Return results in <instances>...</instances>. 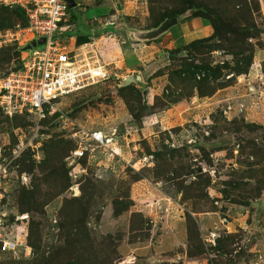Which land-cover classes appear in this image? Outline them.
<instances>
[{"label":"rangeland","instance_id":"1","mask_svg":"<svg viewBox=\"0 0 264 264\" xmlns=\"http://www.w3.org/2000/svg\"><path fill=\"white\" fill-rule=\"evenodd\" d=\"M75 1L56 37L99 58L110 76L43 118L0 106V205L19 246L0 253V264H264V83L235 85L240 75L230 68L241 56L222 47L160 45L169 34L177 47L210 36L201 17L150 41L118 34L150 28L159 11L183 8L181 0ZM192 2L264 27V0ZM6 7L1 75L18 67L30 36L4 19ZM104 16L112 23L91 22ZM80 36L89 42L77 45ZM245 41L264 47V32ZM205 67L211 78L200 81ZM127 74L144 80L120 90ZM94 130L111 144L90 143Z\"/></svg>","mask_w":264,"mask_h":264},{"label":"built area","instance_id":"2","mask_svg":"<svg viewBox=\"0 0 264 264\" xmlns=\"http://www.w3.org/2000/svg\"><path fill=\"white\" fill-rule=\"evenodd\" d=\"M0 3L25 10L28 24L21 30L30 35L28 40L45 38L43 44L26 52L18 69L0 74V106L7 114L19 112L43 118L60 111L65 97L109 78V70L99 58L74 53L56 37L60 24L72 18L66 0H0ZM103 21L112 23L105 16L91 20L92 23ZM200 74L203 72L198 77ZM87 137L90 143L103 148L112 142V137H106L101 130L91 131ZM74 153H82L81 148ZM2 215L7 214L0 205V250L16 253L18 242L11 235L8 219Z\"/></svg>","mask_w":264,"mask_h":264},{"label":"trees","instance_id":"3","mask_svg":"<svg viewBox=\"0 0 264 264\" xmlns=\"http://www.w3.org/2000/svg\"><path fill=\"white\" fill-rule=\"evenodd\" d=\"M181 2L185 4L183 8L182 7H175V8L168 7L162 11H159L158 14L152 17V19L150 20V25L148 26L149 27L157 26L165 18H171V17H176L178 18V20H182L187 17L204 18L211 25L212 34L205 38L190 41L184 44L182 47H175L174 49L176 51L183 49L184 51L191 52V51H199L202 48L207 47L209 45L210 47H212L213 45L217 46L218 48L222 47V49L226 50L227 52L231 54L237 55V57L241 56V59L237 58L235 61V64L230 68V72L234 73L233 76L247 74L249 72L250 66L252 65V60H253L255 52L257 50L264 49V47L254 46L252 44H249L245 41V39L248 37H251L254 34L263 33L264 27L257 26L255 23L250 24L249 22H246V21L243 22V24H238L236 22L238 18L230 19L212 6H207L202 3L195 4L192 2V0H181ZM258 6H259V2H258ZM4 12L6 13V17L4 19L8 21L9 25H14V23L17 21L18 22L20 21V25L23 27L28 24L25 10L22 7L20 6H11V8L6 7L4 8ZM2 19H3V16H2ZM64 24H67V23H64ZM231 37L233 39H231ZM232 41H234V46L233 45L230 47L225 46V48H223L224 43H231ZM87 42H89V39L87 36H80L76 40L77 45H81ZM20 49L21 47L18 48L19 51ZM240 62L242 64H240ZM21 65H22V61L20 60L18 67L15 68L14 70L18 69ZM203 69L208 70L209 73L206 72L202 78L198 79L200 81L211 78V74L213 72V70L210 69L209 67L207 68L205 67ZM214 78L216 79V76ZM131 86L132 84L120 87V90L128 89ZM195 87L197 89H200L201 85H196ZM213 92L214 91L209 92V95H206V96L207 97L211 96ZM178 99H180V97H176L175 99H167V100H169V102L171 103L172 102L174 103ZM0 253H10V252L0 250ZM71 264H83V261H77Z\"/></svg>","mask_w":264,"mask_h":264},{"label":"water","instance_id":"4","mask_svg":"<svg viewBox=\"0 0 264 264\" xmlns=\"http://www.w3.org/2000/svg\"><path fill=\"white\" fill-rule=\"evenodd\" d=\"M68 3V6L70 8L74 7L76 5V2L74 0H66ZM178 23V18L176 17H171V18H165L162 20L157 26H153L147 29H128L126 30H120L118 34L123 35L124 37H130L132 39H135L137 41H150L153 39H156L160 37L162 34L166 33L168 30H170L173 26H175ZM45 41L44 37H39L37 39H31L28 42H26L22 46V50L26 51L31 49L32 47H35L37 45L43 44ZM142 83V79L140 75L136 74H129L125 77H123L120 86H127L131 83ZM2 218H7V215H2Z\"/></svg>","mask_w":264,"mask_h":264},{"label":"crops","instance_id":"5","mask_svg":"<svg viewBox=\"0 0 264 264\" xmlns=\"http://www.w3.org/2000/svg\"><path fill=\"white\" fill-rule=\"evenodd\" d=\"M204 19V18H203ZM178 22H179V20H178ZM165 34V33H164ZM170 36H168V38H163V40L160 42V45L162 46V47H167V48H172V47H177V46H175V44H174V39H175V35L174 36H172L171 34H169ZM253 65L252 66H255L256 68H250L249 69V72L247 73V74H245V75H240L239 77H238V83H235V85H239V82L243 79V81H247L249 84H251L252 83V81H255L256 79H260L261 80V83H264V72L263 71H261V70H259L258 69V67H257V64H259L260 62H263L264 61V49H260V50H257L256 52H255V55H254V57H253ZM259 66V65H258ZM127 75H129V74H127ZM126 75V76H127ZM125 77V76H124ZM142 80H144V79H142ZM263 81V82H262ZM154 82H155V79H152L151 80V85L153 86V84H154ZM234 85V86H235ZM230 87H232V86H230ZM239 87V86H238ZM251 88L253 87L254 88V86H250ZM249 87V88H250ZM255 89V88H254ZM256 90V89H255ZM239 97H241V95H238ZM251 96H253V94H251ZM256 97H258V95L256 96ZM210 99H212V98H207L205 101H203V102H206L205 104L207 105V104H210L211 102H210ZM227 102H234L235 101V98L234 97H228L227 99H225ZM230 106V105H229ZM231 107V106H230Z\"/></svg>","mask_w":264,"mask_h":264}]
</instances>
